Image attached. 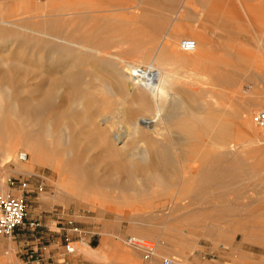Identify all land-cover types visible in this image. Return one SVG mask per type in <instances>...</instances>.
Returning a JSON list of instances; mask_svg holds the SVG:
<instances>
[{
  "label": "rangeland",
  "instance_id": "374dc122",
  "mask_svg": "<svg viewBox=\"0 0 264 264\" xmlns=\"http://www.w3.org/2000/svg\"><path fill=\"white\" fill-rule=\"evenodd\" d=\"M215 3L219 5L215 6ZM43 20H48V23L41 25ZM42 26H46L50 33L55 34L58 29L78 39L90 34L93 37L91 44L105 43L106 50L103 51L113 52L116 58L122 60L143 61L140 66L148 67V61H158L172 76V93L177 96L179 92L184 93L179 97L192 100L186 101V104L193 106L199 97L201 102L205 101L202 112L199 110V114L197 111L196 114L205 117L209 127L212 125L206 131L205 128L198 131V128L193 136L185 138L190 141V145L192 140H208L205 146L204 143H200L199 147H193L196 144H192V147L182 150L185 153H181L180 148L184 145H174L177 152L175 163L180 169L165 176L171 178V184L156 185V178H163L164 173L144 170L131 175L130 179L136 186H99L94 190L86 189L84 195L73 200L69 197L73 195L71 191H79L66 183L60 185V176L50 167L31 160L29 152L21 145L12 152L11 164L25 166L30 169V173L12 171L4 157V142L0 136V179H5L6 194L24 196L29 206V217L38 213L36 218L42 219L52 229H56V223L60 225L59 221L64 223L77 216L78 222L95 234L91 246L84 245L80 253L64 261L54 258L50 264H163L165 258H180L182 264H213L221 263L223 259L226 264H238L239 248H257L261 252V247H255L252 239L241 238L244 235L239 231V221H246L243 225L247 235L254 230V205L257 199L262 205L264 233V126L254 121V115L264 110V0H0L1 44H9L13 48L21 45L29 50L34 44V29L44 28ZM174 31L178 33L172 43L174 46H167L166 42L172 40ZM184 38L200 39V52L207 53L206 70L202 71L209 76L208 82L197 77H184L191 71H200V66L190 59L194 54L184 51L179 45ZM140 47L147 50L137 53ZM176 52L186 61H176ZM27 56L24 61L29 59ZM69 64L74 67L73 70L88 68L87 65L90 71L98 70L91 69V65L83 61L76 60ZM4 69L5 64L0 58V97L5 100L9 98L4 95L5 92H16L13 89L16 85V88L22 85L26 93L32 91L31 74L26 77L25 83L15 82L6 87L2 79ZM60 73V68L54 69L51 79L60 76ZM70 90L67 86L58 87L55 92ZM114 91L116 89L113 87ZM107 92L111 100H108L104 109L110 107L107 111L116 114V109L121 107V97L118 95L117 99L110 91ZM131 104L128 101L122 106L130 111L135 107ZM1 108L0 120L3 118ZM156 113H149V117H155ZM157 121L156 129L160 131L157 130L159 133L156 132V137L161 134V138L168 137L165 130L162 134L163 128L169 129L171 125L176 127L175 123L180 124L179 119H173L175 122L169 121L171 124L168 128L167 120L165 124V120ZM23 123L26 129H30L33 124L29 121ZM222 125L229 126L224 142L232 149L225 161L229 172L219 175L220 178L216 175L209 189L189 191L180 184L187 177L184 164L199 169V150L220 152ZM172 126V133L176 132L180 136L181 131ZM81 131L83 127L76 124L65 130V133L79 134L80 161L96 164V176H104L107 174L105 167L110 161L102 156L99 147L93 146L90 137L80 135ZM21 152L29 155V162L19 160ZM122 176L118 175L121 179L127 177ZM67 177L71 178V175L66 173L63 176ZM72 178L80 179L81 176ZM146 180L151 185L143 187L141 184ZM55 193L61 197L56 198ZM0 194H3L1 188ZM44 196L48 198L44 199ZM44 202H47V207L42 206ZM174 209L179 211L177 214L182 215V219L152 216L164 215ZM191 214L192 218L186 219ZM44 215L48 216L46 222ZM45 233L48 232L45 230ZM128 236L155 242L157 253L153 257H146L143 251L126 243ZM55 238L59 240L60 234H56ZM31 241L30 236H0V259L5 261L4 264H33L28 245Z\"/></svg>",
  "mask_w": 264,
  "mask_h": 264
},
{
  "label": "bare ground",
  "instance_id": "6f19581e",
  "mask_svg": "<svg viewBox=\"0 0 264 264\" xmlns=\"http://www.w3.org/2000/svg\"><path fill=\"white\" fill-rule=\"evenodd\" d=\"M216 5L219 4L215 3ZM40 23L41 25H45L48 23V20H43ZM42 27L44 28L34 29V44L33 48L29 50L23 48L24 46L21 45L13 48L9 44L0 43V58L5 64L2 79L6 87H9L7 84L14 85L15 82L25 83L26 77L30 74L33 80V89L30 93H26L22 85L17 88L16 85L13 87L14 90L16 89V92H5L4 95H7L9 98L5 100L3 97H0V106L2 107L0 108L3 111V118L0 120V136L4 142V157L7 163H10L9 168L22 174L30 173V169L28 170L25 166H21L18 163L11 164L12 152L19 149L20 145L23 146L29 152L31 160L50 167L60 176L59 184L66 183L68 186L72 185L79 191L77 193L71 191L73 195L71 194L69 197L72 200L75 197L76 199L80 198L82 194L84 195L86 189L94 190L99 186L116 188L136 186L130 177L144 170L164 173L163 178H156L158 180L156 185H159V183H163L165 186L171 184V178L165 176L180 169L175 163L177 152L174 145H184L182 149L180 148V152L185 153L182 150H186V147H192V144H196L193 147H199L200 143H204L203 146L208 143V140H192L190 145V141L187 140V137L194 135L196 129L199 128L198 131H200V128L201 130L205 128L204 130L206 131V129L212 126L210 125L209 127L206 124L205 117L197 115L199 114V110L202 112L201 109L204 108L205 101L201 102L199 97L196 105L193 106L189 103L186 104V101L192 100H185L186 98L182 99L179 97L180 94L184 93L179 92L178 96L176 93H172V87H170L172 76L166 68L158 64V61L157 63L148 61V67L140 66L139 64L143 63V61L122 60L116 58L113 52L103 51L105 43L91 44L93 37L91 38L90 34H84V36L78 39V37L70 33L63 34L60 32L61 30L57 29L54 34L48 32L45 28L46 26ZM176 31L172 33V40L168 38L169 41L166 42L167 46L171 47L173 45L174 38L178 35ZM196 41V50L188 53L194 54L193 58L190 59L200 66V71H191L188 76L184 77H197L208 82L209 76L202 71V69L206 70L207 53L205 55L203 51V53L200 52L201 41L200 39ZM145 50L147 48L140 47L136 52L139 53ZM176 53L174 57L176 61H186L178 52ZM23 54L24 56H22ZM25 55H28L29 59L27 61L23 60ZM76 60L88 63L91 65V69L97 68L98 70L95 72L90 71L89 65H87L88 68L73 70L72 68L74 67L69 63ZM56 68H60L61 75L56 76L55 79H51L52 71ZM189 80L191 79L189 78ZM66 86L70 87L71 90L68 92H55V89H58V87ZM113 87L116 89L114 92H112ZM107 91H110L115 97L117 96V99L119 96L121 97V100H119L122 102L121 107L117 106L116 114L107 111L110 107L107 110L104 109L105 104L109 102L108 100H111L107 96ZM116 101L119 102L118 100ZM128 101L135 106L130 111L125 106H122V104H127ZM132 104L131 106H133ZM118 105L120 106L119 103ZM104 110L107 113L103 112ZM206 110L207 112L209 111L207 108ZM156 111L159 113H156V115L158 114L157 116L155 115L153 118L149 117V113L152 114ZM206 115L210 114L206 113ZM157 119V123L160 119L162 121L165 120L164 124L167 120L168 128L171 120L175 122L173 119H179L180 124L175 123L177 126H173L181 131L180 136H177L176 132L175 134L172 133L173 130L170 129L171 125L169 128L170 132H167L169 129L163 128L162 134H164L165 130L168 137L161 138L163 136L161 134H157L156 137V132L159 133L160 131L156 129L158 127L156 124ZM124 120L126 123H124ZM28 121L33 123L30 129H26L23 123ZM76 124L83 127L80 135L90 137L93 146L99 147L102 156L110 161L105 167L107 174L104 176H96L98 173V166L96 164L80 161L79 141L81 140H79V134L76 132L65 133V130L72 126L75 127ZM222 127L221 150H218L220 152L212 151L211 149L199 150L201 151L198 156L200 158L198 159L201 161L199 162V169H194L190 165L185 166L183 163L187 177L183 178L180 184L189 189V191L202 188L209 189L208 187L213 185L212 180L214 182L216 175L219 177V175L223 176L226 172H229V168L227 169V166H225L227 164L225 161L228 160H226V157L232 149H229L228 145L224 143L226 142L225 136L229 133V126L222 125ZM170 133L173 134H171L173 137ZM205 134L207 135L208 133ZM158 135L161 136L158 137ZM196 135L199 136V134ZM141 136L142 138H140ZM16 142L18 143L16 144ZM29 160L30 157L28 155L26 161L29 162ZM66 173H69L71 178H63ZM119 174L126 175V179L118 177ZM73 176H81V178H72ZM4 180L0 179V188L1 193L6 194ZM141 185L148 187L151 185V182L146 180ZM55 197L60 198L61 196L56 194ZM177 212L179 211L174 209L170 213H164V215L154 214L152 216H165V218L170 220L182 219V215L180 216ZM188 217L186 219H191L192 214L188 215ZM146 241L150 245L155 246L152 254L148 255L141 248L133 245L129 246L143 251L148 258L153 257L157 253V245L151 240L146 239ZM171 259L177 260L182 264L179 260L180 258ZM2 260L0 259V264L5 263Z\"/></svg>",
  "mask_w": 264,
  "mask_h": 264
},
{
  "label": "built area",
  "instance_id": "2783aa9c",
  "mask_svg": "<svg viewBox=\"0 0 264 264\" xmlns=\"http://www.w3.org/2000/svg\"><path fill=\"white\" fill-rule=\"evenodd\" d=\"M180 46L184 51L193 52L197 48V41L193 38H184ZM254 121L264 126V110L254 115ZM27 158V153H20V161L24 162ZM76 218L78 217H71L64 223L59 221L60 225L56 223V229H52L44 224L42 219L29 217V206L24 196L0 194V236L7 238L14 235L30 236L32 241L28 245L33 264H50L54 258L64 261L67 257L80 253L84 245L91 246L95 234L87 230ZM45 230L48 233H45ZM56 234H60L59 240L55 238ZM126 243L143 249L148 255L155 250V246L150 245L146 239L135 236H128ZM163 264L180 262L165 258Z\"/></svg>",
  "mask_w": 264,
  "mask_h": 264
},
{
  "label": "crops",
  "instance_id": "0c3cea01",
  "mask_svg": "<svg viewBox=\"0 0 264 264\" xmlns=\"http://www.w3.org/2000/svg\"><path fill=\"white\" fill-rule=\"evenodd\" d=\"M18 174H22L19 172H16ZM46 198H48L47 196H44ZM43 207H47V202H44L42 204ZM255 212H254V230L253 231H249V235H247L246 232V228L245 225H243V221H239L240 223V227H239V231H241L243 233V237H241L242 239H247L250 238L254 241L255 247L260 246L261 247V252H259L257 250V248L255 249H247V248H239L238 249V255L240 256V261L238 264H264V233H263V229H262V215H261V210H262V205L261 203L257 202V199L255 200ZM33 218H36L38 215V213H33L31 215ZM42 215H40L41 217ZM44 220L45 222L48 221V216L44 215ZM263 248V250H262ZM234 252H236V250L232 249ZM213 264H226L225 260L223 259L221 263H213Z\"/></svg>",
  "mask_w": 264,
  "mask_h": 264
}]
</instances>
